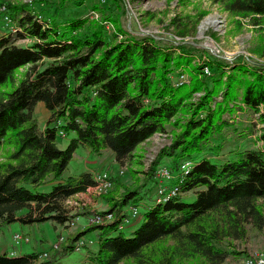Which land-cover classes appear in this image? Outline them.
<instances>
[{
	"label": "trees",
	"instance_id": "obj_1",
	"mask_svg": "<svg viewBox=\"0 0 264 264\" xmlns=\"http://www.w3.org/2000/svg\"><path fill=\"white\" fill-rule=\"evenodd\" d=\"M223 1L228 12L250 15L253 22L264 16V0ZM5 10L18 28L0 34V87L10 85L0 91V147L12 148L7 161L0 162V228L14 222L71 221L74 215L67 213L64 200L95 183L88 172L61 177L78 145L97 155L108 149L122 163L144 139L164 131L168 123L174 125L179 110L187 113L175 123L179 131L157 152L140 186L125 189L97 212L111 213L109 221L72 233L44 258L40 252H0V264H60L87 232H93L94 246L83 245L85 264L127 259L134 264H171L176 257L190 259V264H221L235 253L228 240H242L245 225L264 228V129L259 135L263 147L243 150L237 160L195 158L231 118L228 101L240 96L241 104L264 123L263 69L241 62L217 63L218 71L205 77L201 66L193 65L187 69L188 83L174 85L169 72L190 63L182 45L173 46L175 53L142 37L104 47L97 32L75 34L82 18L59 26L52 19L43 24L26 2L7 3ZM26 36L34 40L14 44ZM24 65L30 66L15 81V70ZM201 90L198 102L190 103L191 93ZM220 90L222 101L210 108L208 102ZM37 102L48 112L43 126L33 114ZM59 131L72 134L64 149L56 146ZM163 158L176 174L178 193L148 205L139 226L125 234L121 224L129 217L127 210L136 207L155 183V169ZM183 159L191 165L182 171ZM47 182H52L49 191L33 190ZM186 192L194 195L192 202H184ZM167 239L172 243L168 250L161 244Z\"/></svg>",
	"mask_w": 264,
	"mask_h": 264
},
{
	"label": "rangeland",
	"instance_id": "obj_2",
	"mask_svg": "<svg viewBox=\"0 0 264 264\" xmlns=\"http://www.w3.org/2000/svg\"><path fill=\"white\" fill-rule=\"evenodd\" d=\"M22 2L29 4L32 12L43 24L52 19L60 26L70 19L82 18V22L74 29L75 34L82 36L99 33L104 40V47L125 38L142 37L150 39L163 49H174L173 46L182 45L189 53L190 63L187 67L179 66L169 72L168 77L174 85L177 84L176 81L179 84L188 83L190 73L187 69L193 65H200V73L205 77L218 71L217 63L226 65L241 62L250 68L260 67L264 70V16L253 22L250 15L232 14L224 8L223 0H0V33L18 27L6 13L5 4ZM33 40L28 36L19 37L14 40V44L28 45ZM174 50L177 53V49ZM206 61L210 62L211 66H207ZM29 66L24 65L15 70V81L23 77ZM224 79L225 76H222V80ZM9 86L0 87V91L9 90ZM221 91L208 102L210 108H213L216 102L222 101ZM202 95V90L193 92L188 100L190 103H196ZM239 97L228 101V105L232 106L229 115L231 118L226 119L228 123L209 139L206 150L195 158L205 156L217 163L223 160L233 161L240 157L239 153L243 150L263 147L259 135L262 133L261 129H264V123L257 121L256 114L244 107ZM186 113L187 111L179 110L172 120L175 126L171 125V122L164 131L151 134L139 143L122 163L116 162L113 153L108 149L101 150L97 155L78 145L61 177L78 176L82 172H88L94 181L99 176L103 186L94 191L70 195L64 200L67 213L74 215L71 221L57 223L48 220L29 225L14 222L1 227L0 252L8 255L40 252V258H44L49 249H59L72 233L89 225L109 221L111 217H108L107 221L103 219L107 215L111 216V213H104L103 217L97 212L105 210L110 204L109 199L119 197L125 189L140 186L150 162L160 149L170 145L175 133L179 131L176 124H180ZM33 114L38 124L43 126L48 112L41 102L35 104ZM71 137L72 134L63 136L59 131L55 139L56 146L64 149ZM11 149L8 145L0 147V162L7 161V154ZM185 161L189 159L179 162L182 171L181 165ZM170 166L169 159L163 158L155 169V183L143 194V199L136 207L128 208L129 217L121 224V230L125 234L139 226L141 214L148 205L158 203L157 190L163 188L170 191L177 188V185L173 184L176 174L170 170ZM51 184L52 182H47L33 190L47 192ZM142 191L141 189L140 192ZM183 200L192 202L194 195L192 192H186ZM86 209L90 210V213ZM84 211L85 214L82 213ZM245 229V237L242 240H228L227 246L235 253L228 254L221 264H255L258 259L264 262V228L254 229L247 224ZM80 241L83 244L75 243L74 251L63 257L60 264L86 263L83 245L86 248L94 246L93 232H87ZM161 244L168 250L172 243L167 239ZM158 247L159 245L156 251ZM190 263H193L190 259L176 257L171 264ZM119 264L134 262L127 259Z\"/></svg>",
	"mask_w": 264,
	"mask_h": 264
},
{
	"label": "built area",
	"instance_id": "obj_3",
	"mask_svg": "<svg viewBox=\"0 0 264 264\" xmlns=\"http://www.w3.org/2000/svg\"><path fill=\"white\" fill-rule=\"evenodd\" d=\"M7 16H5L6 18ZM18 28V27H17ZM62 136V135H61ZM191 165L190 161H185L183 162V164L181 165V169L185 170L187 169L189 166ZM100 177L97 176V180L95 182V184L91 187H88L85 191L91 190H97L99 186H103L104 183H101L99 181ZM178 191L177 188H173L170 191H167L166 189L164 190L163 188H160L159 190H157L158 193V198H157V202L159 201H165L168 197H170L171 195L175 194ZM110 217V215L106 216V219ZM255 264H264V262L261 259H258Z\"/></svg>",
	"mask_w": 264,
	"mask_h": 264
},
{
	"label": "bare ground",
	"instance_id": "obj_4",
	"mask_svg": "<svg viewBox=\"0 0 264 264\" xmlns=\"http://www.w3.org/2000/svg\"><path fill=\"white\" fill-rule=\"evenodd\" d=\"M212 23V22H211ZM96 182V181H95ZM95 184V183H94ZM91 187V186H90ZM104 217V215H102ZM111 217V216H110ZM104 221H107L106 218L103 219ZM81 241L77 242L78 244L80 243ZM83 243H80V245H82Z\"/></svg>",
	"mask_w": 264,
	"mask_h": 264
},
{
	"label": "crops",
	"instance_id": "obj_5",
	"mask_svg": "<svg viewBox=\"0 0 264 264\" xmlns=\"http://www.w3.org/2000/svg\"><path fill=\"white\" fill-rule=\"evenodd\" d=\"M5 32V31H4ZM3 33V32H2ZM1 34V33H0Z\"/></svg>",
	"mask_w": 264,
	"mask_h": 264
}]
</instances>
